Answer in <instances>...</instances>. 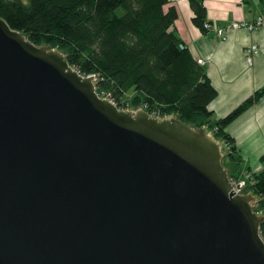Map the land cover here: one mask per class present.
<instances>
[{
    "label": "water",
    "instance_id": "water-1",
    "mask_svg": "<svg viewBox=\"0 0 264 264\" xmlns=\"http://www.w3.org/2000/svg\"><path fill=\"white\" fill-rule=\"evenodd\" d=\"M95 79L0 16V264H264L223 142Z\"/></svg>",
    "mask_w": 264,
    "mask_h": 264
},
{
    "label": "trees",
    "instance_id": "trees-1",
    "mask_svg": "<svg viewBox=\"0 0 264 264\" xmlns=\"http://www.w3.org/2000/svg\"><path fill=\"white\" fill-rule=\"evenodd\" d=\"M189 3L194 24L205 31L203 0ZM0 16L33 43L63 50L81 73H94L97 92L118 106H142L152 115H176L186 124L210 129L225 146L224 165L230 178L249 173L246 191L257 196L254 208L263 214L264 238V169L243 171L234 138L225 128L262 90L224 116H214L208 104L217 90L175 31L174 4L169 0H0Z\"/></svg>",
    "mask_w": 264,
    "mask_h": 264
},
{
    "label": "crops",
    "instance_id": "crops-1",
    "mask_svg": "<svg viewBox=\"0 0 264 264\" xmlns=\"http://www.w3.org/2000/svg\"><path fill=\"white\" fill-rule=\"evenodd\" d=\"M206 20L225 27L234 21L251 22L264 6V0H203ZM178 10L174 29L197 59H202L216 96L208 104L214 116L221 117L233 107L262 90L260 96L225 128L233 136L244 170L264 169V18L254 29H229L222 39L212 29L203 31L194 24L189 0H169ZM259 49L246 61V46Z\"/></svg>",
    "mask_w": 264,
    "mask_h": 264
},
{
    "label": "built area",
    "instance_id": "built-area-1",
    "mask_svg": "<svg viewBox=\"0 0 264 264\" xmlns=\"http://www.w3.org/2000/svg\"><path fill=\"white\" fill-rule=\"evenodd\" d=\"M263 18H264V6L256 19L251 22L247 21H234L231 22L229 25L225 27H219V26H212V24L209 21H204L203 26L205 29H212L218 36H220L222 39L227 38V32L229 29H238V28H245V29H254L257 28L258 26H261L263 23ZM181 47L184 45L181 44ZM259 47L257 44L252 43L245 48V54H246V61L251 64L252 63V56L254 53L258 51ZM201 64L203 63L202 59L198 60ZM101 95V94H100ZM105 96V95H103ZM249 178V173H245L244 175L238 176L236 178H230L231 179V189H233L234 193L236 194L237 192L243 193L246 191V185H247V180Z\"/></svg>",
    "mask_w": 264,
    "mask_h": 264
},
{
    "label": "rangeland",
    "instance_id": "rangeland-1",
    "mask_svg": "<svg viewBox=\"0 0 264 264\" xmlns=\"http://www.w3.org/2000/svg\"><path fill=\"white\" fill-rule=\"evenodd\" d=\"M129 94V93H128ZM127 94V95H128ZM170 116H172V115H170ZM176 116V115H175ZM206 129H208L207 127H206ZM210 130V129H209ZM224 149H225V146H224V148H223V151H224ZM222 163H223V165L226 163V159L224 158V157H222ZM225 166V165H224ZM226 167V166H225Z\"/></svg>",
    "mask_w": 264,
    "mask_h": 264
}]
</instances>
